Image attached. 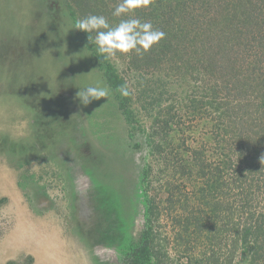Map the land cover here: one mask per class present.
I'll return each instance as SVG.
<instances>
[{
	"label": "rangeland",
	"instance_id": "1",
	"mask_svg": "<svg viewBox=\"0 0 264 264\" xmlns=\"http://www.w3.org/2000/svg\"><path fill=\"white\" fill-rule=\"evenodd\" d=\"M82 41L65 0H0V264H118L124 238L142 224L134 183L145 163L154 167L150 184L159 214L152 229L166 256L160 264H198L207 254L205 240L190 230L184 235L190 242L177 241L184 232L175 223L189 215L192 197L172 207L164 201L165 176L158 179V157L147 155L145 140L166 118V106L201 94V83L193 72L167 67L151 74L130 69L125 57L109 58L126 81L142 133L125 122ZM96 84L109 89L108 98L80 104L79 87ZM187 110H176L169 148L185 158L201 143L215 159L206 119ZM86 160L97 178L111 174L109 203L98 211L77 202V192L83 196L91 186Z\"/></svg>",
	"mask_w": 264,
	"mask_h": 264
},
{
	"label": "trees",
	"instance_id": "2",
	"mask_svg": "<svg viewBox=\"0 0 264 264\" xmlns=\"http://www.w3.org/2000/svg\"><path fill=\"white\" fill-rule=\"evenodd\" d=\"M65 1L74 25L89 14L103 15L113 26L132 17L150 21L166 34L142 55L133 51L117 56L125 57L130 69L156 74L170 67L193 72L201 83V94L166 106V118L159 121L160 127L151 126L145 140L147 155L158 157V179L165 176L159 191L167 193L164 201L172 207L190 196L194 203L189 215L177 216L175 223L184 232L177 241L190 242L184 237L190 230L195 239L199 235L205 240L207 254L196 259L198 264H264V0H150L131 12L133 16L121 17L112 14L121 0ZM76 31L125 122L141 129L130 108V92L123 96L119 91L121 85L127 86L124 77L109 58L98 56L88 33ZM169 74L166 70L165 76ZM184 107L206 119L215 159L201 143L185 158L184 152L179 156L169 148L171 123L176 110L183 114ZM153 169L149 163L141 168L136 193L143 206L142 224L134 236L123 240L119 264H160L166 258L152 229L159 214L150 184ZM188 179L190 191L184 189ZM182 209L188 210L186 201Z\"/></svg>",
	"mask_w": 264,
	"mask_h": 264
},
{
	"label": "clouds",
	"instance_id": "3",
	"mask_svg": "<svg viewBox=\"0 0 264 264\" xmlns=\"http://www.w3.org/2000/svg\"><path fill=\"white\" fill-rule=\"evenodd\" d=\"M150 0H121L113 11V16L121 17L147 6ZM75 28L88 33V40L96 46L98 56L102 60L115 57L117 53L128 54L135 52L142 55L153 45L158 44L164 37L162 30L154 28L150 21L142 22L138 18L121 19L115 26L110 25L103 15L89 14L75 22ZM76 96L80 104L87 106L93 100L108 98L109 89L99 84L79 87ZM121 95H129L126 85L119 89Z\"/></svg>",
	"mask_w": 264,
	"mask_h": 264
},
{
	"label": "flooded vegetation",
	"instance_id": "4",
	"mask_svg": "<svg viewBox=\"0 0 264 264\" xmlns=\"http://www.w3.org/2000/svg\"><path fill=\"white\" fill-rule=\"evenodd\" d=\"M87 168H83V171L86 175H88L89 177V180H90V184L91 186H89L86 190V192L83 194V196L80 195V192H77V202H79L81 205L82 202H84L87 207L89 208V206L91 207V209H94V207L96 206L97 207V211H98V206L101 207V203H109V201H107V196H106V193L110 192L112 188V185L110 183V180H111V174H105L102 175L101 173V178H97L95 175H100L97 171H93L94 169L91 168V165H90V161H87L86 160V165ZM102 172V171H100ZM141 172V171H140ZM139 178H140V175H138V178L136 179V182L134 184H136V190L138 189L137 186L139 185ZM121 179V177H120ZM109 184L108 186H106V188H103V186L101 185H107ZM115 191L116 188L114 189ZM113 190V191H114ZM116 206L119 204V202L117 201H114ZM102 209L104 211V215L106 214L105 213V210L103 208V205H102ZM127 237V236H126ZM126 237L124 239H126ZM77 242L80 241V238L77 234ZM123 243V242H122ZM121 246V245H120ZM118 254V252H117ZM117 261H118V256H117ZM119 264V262H118Z\"/></svg>",
	"mask_w": 264,
	"mask_h": 264
}]
</instances>
